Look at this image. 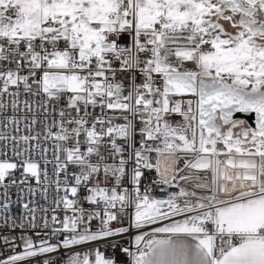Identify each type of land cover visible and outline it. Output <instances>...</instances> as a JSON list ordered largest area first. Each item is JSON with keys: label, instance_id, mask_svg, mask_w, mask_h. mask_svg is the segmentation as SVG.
<instances>
[{"label": "snow or ice", "instance_id": "6c2138e0", "mask_svg": "<svg viewBox=\"0 0 264 264\" xmlns=\"http://www.w3.org/2000/svg\"><path fill=\"white\" fill-rule=\"evenodd\" d=\"M34 106L53 115L33 134ZM32 178L45 199L54 185L58 227L4 236L0 264H56L61 249L62 264H119L74 250L88 242L124 264H264V0H0L6 225L9 187ZM23 207L19 227L35 229Z\"/></svg>", "mask_w": 264, "mask_h": 264}, {"label": "built area", "instance_id": "2783aa9c", "mask_svg": "<svg viewBox=\"0 0 264 264\" xmlns=\"http://www.w3.org/2000/svg\"><path fill=\"white\" fill-rule=\"evenodd\" d=\"M125 83H127V81H125ZM25 98H28L32 102L39 100L38 97H26V94L21 92V95H20L21 102ZM64 102L65 101L62 100L60 103L63 104ZM89 110L91 111V108ZM25 112H26V110L23 108V105L21 104V110L19 112H17L16 115H18V116L24 115ZM34 112H35L36 116L38 117V121L33 126V134L36 131L43 132L44 131V128H43L44 123H51V118L53 115L51 112H49L47 114L49 116L48 121H44V115H45L44 112L36 110L35 106H34ZM96 112H99L98 108L96 109ZM12 114H13L12 109H11V107H9L7 110V115H12ZM28 115L31 116L32 113H28ZM25 123H26L25 121L20 122V134H28V129L24 127ZM81 139H83V137H81ZM138 139H139V136H137V140ZM47 147H48L47 158L49 161H51L53 158V151H54L53 142L47 141ZM8 155L9 156L12 155L10 148L8 150ZM34 155H35V158L40 161L41 167H43L44 166L43 165V158L40 156L39 150H37V152ZM47 167H48L50 178H52V170H53L52 163H49L47 165ZM154 175H155L154 171H151V172L146 171L147 177L154 178ZM16 177H17L18 182H19V179L21 178L20 177V170H18L16 172ZM20 187H22L24 190L20 191L19 190ZM29 187H32L35 189V192L31 195L28 192ZM156 194L159 195V192H157ZM2 195H3V189H2V187H0V201H2ZM9 198L12 201V203L10 204V210L6 215L9 217L16 218L18 223H17V227L13 228L11 226V221H9V223L6 225L4 223L3 216H0V260H6L7 255L13 254V251H14L12 248H10L8 246V244L5 243V241L3 239L4 236H6V235L9 236V239L11 240L12 235L19 237L22 231H27V233L29 235H32L33 238L36 239L37 238L35 235L36 233H41V234L46 233V232L50 233L52 228L58 227V225L51 223L52 210L54 208H56L55 204L53 203V200L55 198L54 185H51L48 187V195H47V199H45L44 195L41 193V185L38 184V182L34 178H32L26 184L19 185V187L18 186H10L9 187ZM25 202H30V207L36 208L35 215H36L37 227L35 229H32L30 227H26L25 229H21L19 227V218L20 217H25L24 223L26 225H27V221L29 219H31V216L28 215L27 210L24 209V207H23V204ZM45 210H47V211H45ZM56 213L60 218H62L63 215L65 214L63 211H61V209H56ZM45 216L48 217L49 222H50L48 228L44 227V217ZM125 223H127V221H125ZM95 224H98V221L94 222V226H95ZM113 226H117L115 222H113ZM133 235H134V233H133ZM40 238L47 239L46 236H41ZM128 240H129V237L127 235H125L123 237L122 243L125 244V246H126V243ZM19 243L20 242L17 241L18 247L15 250H22V248L19 247ZM97 247H99V249L102 252H104V254L106 256H112L119 261V264H124V261L126 260V254H124L119 249L114 250L111 247V245L107 244V243L101 242L98 244L95 242H88L85 246L77 247L74 250L85 251L88 248H92L94 250ZM49 255L53 256L56 259V264H62V261L66 260L68 258V255H70V252L68 250L61 249L57 253L49 254ZM43 259H44L43 256H37L35 258H30V260L27 262H20V264H42Z\"/></svg>", "mask_w": 264, "mask_h": 264}, {"label": "water", "instance_id": "95a60500", "mask_svg": "<svg viewBox=\"0 0 264 264\" xmlns=\"http://www.w3.org/2000/svg\"><path fill=\"white\" fill-rule=\"evenodd\" d=\"M234 115H236V114H234ZM249 115H252L254 117V114H244V113H241V114H239L238 118L246 119V118H248ZM250 122H253V121H250Z\"/></svg>", "mask_w": 264, "mask_h": 264}, {"label": "rangeland", "instance_id": "374dc122", "mask_svg": "<svg viewBox=\"0 0 264 264\" xmlns=\"http://www.w3.org/2000/svg\"><path fill=\"white\" fill-rule=\"evenodd\" d=\"M173 119L174 121H179L181 118L179 116H174Z\"/></svg>", "mask_w": 264, "mask_h": 264}]
</instances>
